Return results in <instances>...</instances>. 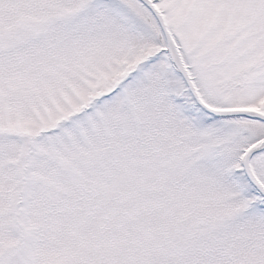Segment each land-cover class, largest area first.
Returning a JSON list of instances; mask_svg holds the SVG:
<instances>
[{"label": "snow or ice", "instance_id": "snow-or-ice-1", "mask_svg": "<svg viewBox=\"0 0 264 264\" xmlns=\"http://www.w3.org/2000/svg\"><path fill=\"white\" fill-rule=\"evenodd\" d=\"M0 264H264V0H0Z\"/></svg>", "mask_w": 264, "mask_h": 264}]
</instances>
